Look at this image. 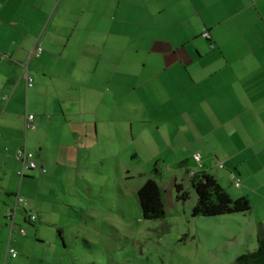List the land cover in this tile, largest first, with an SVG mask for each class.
<instances>
[{
  "label": "crops",
  "instance_id": "1",
  "mask_svg": "<svg viewBox=\"0 0 264 264\" xmlns=\"http://www.w3.org/2000/svg\"><path fill=\"white\" fill-rule=\"evenodd\" d=\"M21 148L37 164L23 177ZM129 161L138 189L150 179L143 162L169 164L188 181L212 175L232 198L250 200L257 238L264 0H0V264H21L9 253L16 237L43 238V223L61 229L48 198L57 180L78 189L91 168ZM179 183L186 188L175 174Z\"/></svg>",
  "mask_w": 264,
  "mask_h": 264
},
{
  "label": "rangeland",
  "instance_id": "2",
  "mask_svg": "<svg viewBox=\"0 0 264 264\" xmlns=\"http://www.w3.org/2000/svg\"><path fill=\"white\" fill-rule=\"evenodd\" d=\"M161 165L160 177L154 173L155 162H143L140 168L144 177L154 178L160 184L165 218H143L137 194L140 176L135 173L136 162H120L117 170L115 164L112 168L110 164L99 165L101 169L89 170L87 180H81L78 189L70 190L69 181L65 179L57 180L49 189L51 217L64 231L67 247L64 248L58 236L57 226L42 225L38 220V226L42 225L39 235L43 238H35V232L28 231L21 241L16 237L11 242L20 255L18 262L236 264L241 254L257 249V238L252 237L256 227L250 213L194 217L192 211L197 194L191 181L184 178L183 172L171 170L169 164ZM126 169L135 176L127 178ZM175 174L184 181L185 190L190 193L186 201L177 198L173 186ZM28 238L29 242L22 241Z\"/></svg>",
  "mask_w": 264,
  "mask_h": 264
},
{
  "label": "trees",
  "instance_id": "3",
  "mask_svg": "<svg viewBox=\"0 0 264 264\" xmlns=\"http://www.w3.org/2000/svg\"><path fill=\"white\" fill-rule=\"evenodd\" d=\"M185 164H179L178 167ZM154 173L160 177L161 170L154 168ZM190 174V172H188ZM190 181L197 194V202L193 207L192 215L220 216L232 214H246L252 209L247 197L232 198L219 182L205 171L191 174ZM178 200L186 201L190 198L189 191L184 185L175 184ZM142 216L145 220H159L166 216V207L162 196V189L156 179H148L137 191ZM63 239L62 229H58ZM258 247L255 251L241 254L235 261L236 264H264V226L260 225L257 234Z\"/></svg>",
  "mask_w": 264,
  "mask_h": 264
},
{
  "label": "built area",
  "instance_id": "4",
  "mask_svg": "<svg viewBox=\"0 0 264 264\" xmlns=\"http://www.w3.org/2000/svg\"><path fill=\"white\" fill-rule=\"evenodd\" d=\"M206 36H210L209 33H206ZM43 49L41 47L40 44H37V46L35 47V50H34V53L39 56L41 53H42ZM25 77L27 79V82H28V86L32 87L34 85V80L32 77H30V75L28 74V72L25 73ZM33 120H34V116L33 115H30L28 116V122H27V129L29 128H33L34 125H33ZM17 158L21 161L22 163V168L21 170L19 171V175L21 177H23L25 175V172L27 170H33V169H36L37 168V164L30 160V156H29V153L27 151L26 148H21L19 151H18V155H17ZM194 159L198 162V163H201L202 162V155L200 153H196L194 154ZM232 178H234V176H232ZM237 181V180H236ZM236 184L239 186V183L238 181L236 182ZM17 203L19 204H23V205H26V203H24L23 199L22 198H18L17 199ZM13 215L14 213H12V215H10L11 218H13ZM29 219L31 221H35L36 219V215L34 214H30L29 215ZM21 233L22 234H25V230H21ZM9 253L13 256V257H16L17 256V251L13 248H9Z\"/></svg>",
  "mask_w": 264,
  "mask_h": 264
}]
</instances>
